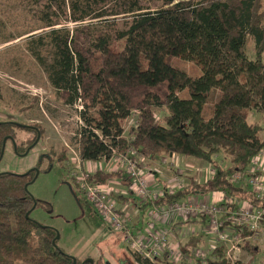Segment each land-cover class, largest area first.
I'll return each mask as SVG.
<instances>
[{"label":"trees","instance_id":"obj_1","mask_svg":"<svg viewBox=\"0 0 264 264\" xmlns=\"http://www.w3.org/2000/svg\"><path fill=\"white\" fill-rule=\"evenodd\" d=\"M23 1L41 22L39 30L48 29L28 37L29 50L53 88L65 94L67 105L84 102L86 111L80 116L85 127L77 142L83 162L133 148L146 159L176 154L216 171L207 183L193 182L154 204L137 206L141 211L214 192L233 200L221 204L227 213L242 203L264 208V197L249 183L232 181L264 152V128L250 121L253 113L264 116V0ZM92 19L110 32H94L88 23ZM47 47L53 50L50 63L38 51ZM174 58L192 64L200 75L174 66ZM215 90L220 97L208 107ZM155 108L165 109L164 118L156 119ZM136 113L138 127L126 135L123 123ZM13 134V124L0 123V159ZM31 147L23 153L16 147V153L24 155ZM221 154L229 164L217 159ZM35 178L34 171L0 174V264H74L58 246V231L31 218L37 201L26 187ZM114 178L126 181L120 172H97L88 181L105 184ZM145 225L140 218L133 229ZM207 240L195 232L183 251L207 248ZM129 250L135 264H170L166 258L150 261ZM212 255L210 264H254L226 261L222 246Z\"/></svg>","mask_w":264,"mask_h":264},{"label":"rangeland","instance_id":"obj_2","mask_svg":"<svg viewBox=\"0 0 264 264\" xmlns=\"http://www.w3.org/2000/svg\"><path fill=\"white\" fill-rule=\"evenodd\" d=\"M33 17L32 8L27 2L0 0V123H11L14 128L13 137L6 141L3 149L0 174H24L38 169L37 178L28 186L29 193L37 201L31 218L58 231V246L67 256L81 264L88 259H92L95 264H135L129 250L127 233L111 229L82 192L83 171L77 169L75 161L83 162L77 142L79 131L85 127L80 113L86 109L82 99L74 106L67 105L65 94L53 88L45 68L29 50L28 37L48 31L39 30L41 22ZM121 20H118V28L122 31L125 25L124 20ZM88 23L92 24L94 32H110V27L100 25L99 20L92 19ZM38 51L48 63L51 62V47ZM249 52L253 56V43L249 46ZM171 62L193 76L201 73L190 63L175 58ZM219 97V92L213 91L208 107ZM154 111L157 120L167 114L163 108H155ZM134 116L123 123L126 135L131 129L130 123ZM250 121L261 123L264 128L262 114H251ZM34 127L40 129L41 133H37ZM34 140V146L31 147ZM16 147L21 153L28 147L31 149L22 155L16 153ZM222 157L223 154L217 159L220 161ZM182 158L179 156L172 164L170 156L164 155L157 157L156 162L165 167L162 161L168 159V166L178 173L185 170L183 164L186 163L182 164ZM260 159L263 160L259 164L264 175V152L258 161ZM188 160L187 163L192 162L190 164L196 169H202L206 177L207 171L216 172L204 162L193 158ZM222 162L229 164V161ZM141 169L148 176V166L143 164ZM180 178L185 184L195 182L187 173H182ZM196 197L198 200L201 198L199 195ZM139 204L138 198L134 196L133 199L129 198L125 206L133 225L137 224L139 217L144 225L151 221V208L145 206L144 211L136 210L134 207ZM260 237L258 242L247 244L238 260H253L254 264H264V236ZM207 245L208 241L203 246ZM255 245H258L257 251H254L257 247Z\"/></svg>","mask_w":264,"mask_h":264},{"label":"built area","instance_id":"obj_3","mask_svg":"<svg viewBox=\"0 0 264 264\" xmlns=\"http://www.w3.org/2000/svg\"><path fill=\"white\" fill-rule=\"evenodd\" d=\"M138 124L136 113L130 127L136 129ZM140 157L135 149L130 148L126 152H114L109 159L102 158L95 162L75 161L77 169L83 171L81 189L88 202L111 229L127 233L128 245L132 251L150 261L166 258L170 264H210L212 253L222 246L226 261L235 263L240 261L238 256L244 245L258 242L262 238L260 236H264V208L242 203L237 210L227 213V207L221 204L223 201L232 204L233 200L225 198L221 192L200 196V200L191 196L183 202L166 206L153 205L150 211L151 221L141 230L133 231L131 215L125 209L129 201L120 205L124 201L119 200L118 196L128 199L135 196L142 206L148 202L154 204L167 194L173 195L185 188L187 184L180 178L182 173H187L195 183L200 184L207 183L215 173L207 171L206 177L202 169H196L192 164H184L185 170L178 173L175 171L174 177L167 180L165 186L155 189L153 186L156 178L152 172L148 176L142 173ZM170 158L172 164L178 160L176 154H171ZM260 162L257 158L249 170L236 173L232 181L237 185L246 181L258 196L264 197V175L261 173ZM162 163L170 165L168 159H164ZM107 166L109 169H106ZM97 172H120L126 181L114 178L105 184L89 182V177ZM137 206L134 207L136 210L139 209ZM223 215H226L224 220L221 218ZM199 217L206 220L207 225L201 232L208 239L207 248L197 247L186 253L183 245L195 233L191 220ZM246 231L249 232L248 236L244 235Z\"/></svg>","mask_w":264,"mask_h":264},{"label":"crops","instance_id":"obj_4","mask_svg":"<svg viewBox=\"0 0 264 264\" xmlns=\"http://www.w3.org/2000/svg\"><path fill=\"white\" fill-rule=\"evenodd\" d=\"M169 156H171V155H169ZM177 156L179 157L181 155H177ZM159 158H161V156ZM183 158H182V164L184 162L186 164L192 163V162L187 163V161H189L187 157H183ZM156 159L152 160V159H146V158L142 157V158H140L139 162H140V164H146L148 166V169H150L149 172H152L154 174V176L156 178V184L153 186V188L158 189L160 187L165 186L167 180L171 179L175 175L176 172L174 169L171 168V166H168L167 164L165 167L161 166L160 163L156 162L157 161ZM259 161H263V160L260 159ZM124 190H122V191H124ZM205 196H207V195H205ZM138 220H140V219L138 218ZM191 225H192L195 232L200 233L201 229H203L207 224H206V220L203 217H199V218H193L191 220ZM133 226L134 225L132 224L131 227H133ZM133 231H137V229H133ZM256 246L258 247V245H255V247Z\"/></svg>","mask_w":264,"mask_h":264},{"label":"water","instance_id":"obj_5","mask_svg":"<svg viewBox=\"0 0 264 264\" xmlns=\"http://www.w3.org/2000/svg\"><path fill=\"white\" fill-rule=\"evenodd\" d=\"M5 143H6V141H5ZM5 143H4V146H5ZM37 144V143H36ZM4 149V148H3ZM28 152V151H27ZM2 154H3V151H2ZM32 171H34L35 173H36V178H37V175L39 174V171H38V169L36 168V169H34V170H32ZM35 178V179H36ZM26 189L28 190V186L26 187ZM57 239H59V235L57 236ZM71 258H73V257H71ZM73 262H74V264H77V260L75 259V258H73ZM87 263H89V264H94V261L92 260V259H88V260H86L84 263H82V264H87Z\"/></svg>","mask_w":264,"mask_h":264},{"label":"bare ground","instance_id":"obj_6","mask_svg":"<svg viewBox=\"0 0 264 264\" xmlns=\"http://www.w3.org/2000/svg\"><path fill=\"white\" fill-rule=\"evenodd\" d=\"M128 120V119H127ZM135 253H137V252H135ZM137 254H139V253H137ZM140 255V254H139Z\"/></svg>","mask_w":264,"mask_h":264}]
</instances>
